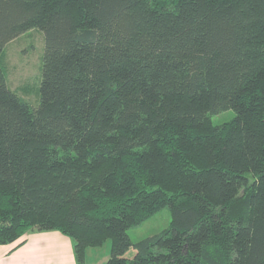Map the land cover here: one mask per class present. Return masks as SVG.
<instances>
[{
  "label": "trees",
  "instance_id": "16d2710c",
  "mask_svg": "<svg viewBox=\"0 0 264 264\" xmlns=\"http://www.w3.org/2000/svg\"><path fill=\"white\" fill-rule=\"evenodd\" d=\"M31 28L37 107L0 66V244L58 230L76 264L107 239L104 264H264V0H0V52Z\"/></svg>",
  "mask_w": 264,
  "mask_h": 264
},
{
  "label": "rangeland",
  "instance_id": "374dc122",
  "mask_svg": "<svg viewBox=\"0 0 264 264\" xmlns=\"http://www.w3.org/2000/svg\"><path fill=\"white\" fill-rule=\"evenodd\" d=\"M43 50V32L38 28H31L7 42L0 52V66L5 74L7 87L27 101L33 108L37 107L39 103ZM234 116L235 112L228 109L210 115V119L213 125H218L230 121ZM169 222L170 211L165 206L140 224L128 228L127 234L132 242H137L160 232L169 225ZM109 252V239L101 246L89 247L85 264L90 263L91 259L94 264H104L109 257ZM134 252V249L130 247L125 256L131 258ZM100 260L103 261L100 263Z\"/></svg>",
  "mask_w": 264,
  "mask_h": 264
},
{
  "label": "crops",
  "instance_id": "0c3cea01",
  "mask_svg": "<svg viewBox=\"0 0 264 264\" xmlns=\"http://www.w3.org/2000/svg\"><path fill=\"white\" fill-rule=\"evenodd\" d=\"M88 254L89 248L85 259ZM89 262L94 264L92 259ZM0 264H76V261L69 237L58 230L30 229L19 240L0 244Z\"/></svg>",
  "mask_w": 264,
  "mask_h": 264
}]
</instances>
